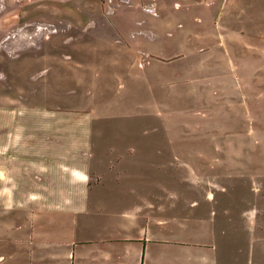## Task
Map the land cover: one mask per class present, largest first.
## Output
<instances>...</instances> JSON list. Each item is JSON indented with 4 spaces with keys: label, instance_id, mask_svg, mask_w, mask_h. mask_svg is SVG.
Returning <instances> with one entry per match:
<instances>
[{
    "label": "rangeland",
    "instance_id": "obj_1",
    "mask_svg": "<svg viewBox=\"0 0 264 264\" xmlns=\"http://www.w3.org/2000/svg\"><path fill=\"white\" fill-rule=\"evenodd\" d=\"M9 1L0 105L6 96L44 122L73 120L75 135L93 137L94 184L134 153L128 163L144 173L129 176L155 201L140 226L180 240L216 234L219 264H264V0L238 11L205 0L157 31L141 0ZM58 104L69 113L47 111Z\"/></svg>",
    "mask_w": 264,
    "mask_h": 264
},
{
    "label": "crops",
    "instance_id": "obj_2",
    "mask_svg": "<svg viewBox=\"0 0 264 264\" xmlns=\"http://www.w3.org/2000/svg\"><path fill=\"white\" fill-rule=\"evenodd\" d=\"M204 1L175 0L169 5L163 0H141L140 7L154 18L149 26L153 30L168 24V17L186 14ZM230 1L238 11L250 0ZM4 101L0 105V264H219L211 255L216 234L201 242L180 240L139 225L141 218L150 221L149 213H154L150 205L155 201L140 194L144 190L137 176H129L144 173L128 163L126 156L134 153L122 152L124 159L122 155L116 167L102 169L99 183L94 184L89 157L92 136L75 135L73 120L65 123L53 116L44 122L37 106L22 100L12 105L6 96ZM56 106L46 109L69 113V105ZM60 127L65 134L56 133ZM77 144L87 145L78 146L84 158H77ZM104 191L116 192L115 199L103 196ZM93 224L99 227L92 230Z\"/></svg>",
    "mask_w": 264,
    "mask_h": 264
}]
</instances>
